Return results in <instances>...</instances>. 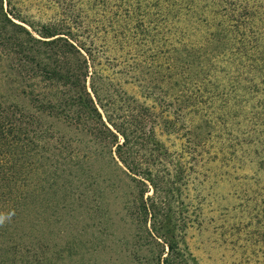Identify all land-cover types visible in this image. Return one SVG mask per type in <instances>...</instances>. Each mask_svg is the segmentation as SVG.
I'll return each mask as SVG.
<instances>
[{
  "label": "trees",
  "instance_id": "16d2710c",
  "mask_svg": "<svg viewBox=\"0 0 264 264\" xmlns=\"http://www.w3.org/2000/svg\"><path fill=\"white\" fill-rule=\"evenodd\" d=\"M45 3L53 16L33 12ZM89 9L90 43L78 32ZM263 16L264 0H0V166L47 183L60 163L83 176L108 150L132 184L125 206L144 263L199 264L186 240L190 172L211 142L230 151L254 134ZM247 145L262 146L264 171V143Z\"/></svg>",
  "mask_w": 264,
  "mask_h": 264
},
{
  "label": "rangeland",
  "instance_id": "374dc122",
  "mask_svg": "<svg viewBox=\"0 0 264 264\" xmlns=\"http://www.w3.org/2000/svg\"><path fill=\"white\" fill-rule=\"evenodd\" d=\"M82 6L88 8L87 2ZM33 10L44 18L54 15L46 3ZM98 17L96 10L83 12L78 32L88 43L98 36ZM255 24L264 33V16ZM249 113L252 137L239 133L230 151L229 144L211 142V154L190 172L186 240L199 264H264L262 146L247 145L264 143V108ZM217 147L226 151L216 159ZM71 165L54 167L47 183L15 163V170L0 166V216L6 218L0 264H145L150 250L135 246V225L125 206L132 184L124 170L108 150L84 164L83 176Z\"/></svg>",
  "mask_w": 264,
  "mask_h": 264
},
{
  "label": "clouds",
  "instance_id": "9594fccd",
  "mask_svg": "<svg viewBox=\"0 0 264 264\" xmlns=\"http://www.w3.org/2000/svg\"><path fill=\"white\" fill-rule=\"evenodd\" d=\"M5 219H6L5 217L0 216V225L4 224ZM8 219H10V217Z\"/></svg>",
  "mask_w": 264,
  "mask_h": 264
}]
</instances>
